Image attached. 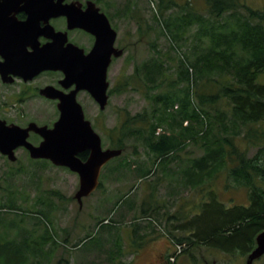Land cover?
Segmentation results:
<instances>
[{"label": "trees", "instance_id": "16d2710c", "mask_svg": "<svg viewBox=\"0 0 264 264\" xmlns=\"http://www.w3.org/2000/svg\"><path fill=\"white\" fill-rule=\"evenodd\" d=\"M160 1L161 12L179 8L180 14H171L167 21L173 39L181 40L193 25L198 26L193 37L194 58L190 66L180 59L171 68L162 57L135 66L134 75L142 76L148 84L146 97L151 107L127 116L120 127V140L111 148L125 150L128 141L134 139L156 165L164 163L167 171L172 169L169 162L184 164L177 170L179 176L170 180L171 189L184 186L196 196L187 202L192 203L190 209L180 206L175 214H165L167 233L183 246V253L207 246L248 257L264 231V142L258 146L253 143L261 136L264 140L260 128L264 124V81L259 80L264 78V10L253 8L247 0H205L204 13L189 1L186 5ZM172 70L177 71L176 78L169 75ZM247 126L250 129L243 137L249 147L240 148L235 139ZM199 141L204 153L182 158V151ZM253 145L257 150L250 156ZM150 171L142 168L141 174L147 176ZM223 172L246 189L248 205L221 199L215 185ZM152 188L157 191L158 185ZM15 206L19 205L15 202L10 207ZM142 230L145 228L136 225L137 242L142 239ZM112 232L108 230L115 236ZM33 234L20 237L21 242L0 241V264H35L51 253H45L44 246L50 242L55 245L54 237L42 240L35 231ZM115 244L111 258L123 252L121 244ZM63 260L68 263L62 259L58 264Z\"/></svg>", "mask_w": 264, "mask_h": 264}, {"label": "rangeland", "instance_id": "374dc122", "mask_svg": "<svg viewBox=\"0 0 264 264\" xmlns=\"http://www.w3.org/2000/svg\"><path fill=\"white\" fill-rule=\"evenodd\" d=\"M174 1L178 5H186L189 1L194 9L201 13L207 8L205 0ZM246 2L253 8L264 10V0ZM138 4L139 30L132 29L136 35L130 39L135 44H130L131 48L115 64L111 74L115 94L102 118L106 130L104 134L107 137L106 148H111L108 145V136L111 133L116 135L115 129L107 132L108 129L119 125L120 137L121 123L129 114L134 115L151 107V101L146 97L149 92L148 84L142 76L134 75L135 66L156 57L167 59L171 68H175L180 59L186 60L187 66H190L194 58L193 37L197 25L186 31L181 40L173 39L167 21L171 14H180L179 8L175 6L168 12H161L160 0H138ZM126 35L127 32L125 42ZM172 71L174 72L168 71L169 75L176 78L177 71ZM259 80L263 82L264 78L261 77ZM126 81L129 85L125 84ZM17 89L16 86L7 88L0 79V117L15 119L17 113L22 119H39L45 115L47 119L53 117V108L46 102L33 100L23 106L14 104L16 103L12 99L14 95L10 93ZM96 112L97 109L93 108L89 115L92 118L97 117L96 123L100 126L101 117L96 116ZM261 125L260 128L264 130V124ZM249 129L248 126L244 127L241 137L235 139L240 148L249 145L243 137ZM128 142L123 153L103 167L100 177L103 186H99L90 196L83 198L82 206L77 199L73 201L74 210L71 218L62 208L54 209V206L45 205L44 202L52 200L58 204L55 207L60 208L68 198L72 201L73 194L77 193L80 187V177L77 173L51 162H43L33 175L32 170L11 175L3 172L5 169L9 170L6 162H0V218L3 219L0 226V241L21 242L20 237L34 235V231L42 240L43 237L53 236L56 244L50 242L44 246L45 253L49 250L51 253L46 254L45 258L44 256L40 258L35 264H58L62 259L68 260V263L63 260L62 264H127L132 260V254L127 247L128 232L136 225H140L145 228L141 235L147 234L150 228L154 227L151 228L149 237L161 236L170 243L172 252L177 251L167 233L165 214L166 212L175 214L180 206H185L183 208L188 210L192 205L187 203L195 194L192 190L184 186H179L174 191L171 189L170 180L179 176L177 170H181L184 164L169 162L172 169L167 171L164 163L161 165L154 163V158L137 140L131 139ZM262 142L264 140L261 136L253 143L258 146ZM201 144L202 141L190 144L186 151H182V158L201 156L204 153ZM256 150L257 147L253 145L248 154L251 156ZM142 168L150 169L151 173L147 176L142 175ZM175 180L173 185L177 186L178 182ZM155 184L158 185L157 191L152 188ZM215 186L221 194V199L229 204L250 203L246 189L235 185L228 178V172L220 174ZM15 202L19 206L10 207ZM31 203L36 205H28ZM195 208L193 206V209ZM180 212L182 213L181 209ZM109 229L115 232V236H110ZM115 242L121 244L123 252L120 256L111 258L109 256L111 250L117 248ZM75 244L78 245L74 247ZM157 251L158 249L152 247L151 254ZM192 252L193 256L187 258L183 264H246L247 259L238 253H225L207 246H201ZM194 260L199 261L195 263ZM253 264H264V256L255 260Z\"/></svg>", "mask_w": 264, "mask_h": 264}, {"label": "water", "instance_id": "95a60500", "mask_svg": "<svg viewBox=\"0 0 264 264\" xmlns=\"http://www.w3.org/2000/svg\"><path fill=\"white\" fill-rule=\"evenodd\" d=\"M25 11L28 18L17 21V24L5 27L6 32L14 30L30 36L38 28V21L49 16L64 15L68 17L69 27H73L81 16L74 15V3L64 4L62 1L49 0H0V19L2 12ZM44 11V14L42 12ZM50 26V25H49ZM48 35L55 38V42L43 46L34 45L32 50L27 47L16 49H1L0 53L5 57L0 62V76L3 82H11L12 76H22L25 79L33 78L40 72L53 69L62 70L65 77L62 82L69 86L73 82L81 83L80 87L87 88L93 97L99 102L101 109H105L108 103L107 69L110 65L111 55L120 56L123 50L115 51L113 45L109 49L96 47L90 54L68 44L56 41L57 36L66 33L60 32L54 35L52 26L45 29ZM3 29H0V32ZM45 32V33H46ZM79 52V53H78ZM95 58L99 61V72L96 73L97 85L92 87L88 83L94 76L93 63ZM93 68V70H92ZM92 76V77H91ZM42 94L53 99H59L61 111L59 120L53 128L31 122L28 127L18 124H8L6 120H0V150L15 160L14 148L26 145L34 158H48L55 165L67 167L80 177V187L76 193V199L82 206L83 198L90 196L100 186V177L103 167L113 158L121 155V148H103L100 135L92 127L90 120L86 119L82 105L77 100V90L63 93L53 86H47ZM36 131L44 140L36 146L28 141L30 131ZM90 151L87 160L79 157V153ZM257 246L249 254L246 264H253L256 259L264 255V231L256 238Z\"/></svg>", "mask_w": 264, "mask_h": 264}, {"label": "flooded vegetation", "instance_id": "af4514ba", "mask_svg": "<svg viewBox=\"0 0 264 264\" xmlns=\"http://www.w3.org/2000/svg\"><path fill=\"white\" fill-rule=\"evenodd\" d=\"M52 2L62 1L64 4L74 3L75 13L74 15H79V18L74 22L73 27H69L68 17L64 15L49 16L47 19H41L38 21V28L30 36H25L20 32L14 30L12 32H6L5 27L13 24H17V21L23 22L28 18V14L21 11H12L11 13L6 10L2 12V18L0 19V50L1 49H16L18 47H27L28 50H32L34 45L43 46L48 43L55 42V38L48 35L45 29L52 26L54 29V35L56 33H66L58 35L57 40L59 42L63 41V44L67 46L72 44L76 46L79 50L83 51V54H90L96 47L100 46L103 49H109L112 47L115 51L123 50V54L120 56L111 55L110 65L107 69V81L109 82V87L107 89L108 103L105 109H101L99 102L93 97L91 92L87 88L80 87L82 84L73 82L71 85L66 86L62 80L65 77V73L62 70H45L40 72L38 75L34 76L32 79H25L22 76L11 75V82H3L1 76L0 79L2 83L7 88H12L16 86L18 89L12 91L10 95H14L12 99L16 101L14 104H21L22 106L30 101H43L49 104L53 110V117L47 119V116H42L39 119H22L17 113L15 119L9 117H0L7 121L8 124H18L21 127H28L31 122H36L39 125H46L49 128H53L55 123L59 120L61 111L59 109V99L49 98L42 94V90L47 86H53L63 93H70L77 90V100L82 105L86 119L90 120L94 130L100 135L102 140L103 148L106 149L105 143L107 142L106 131L103 127V115L110 105L111 99L114 97L113 81L111 80V74L115 69V64L124 56L126 52L129 51L131 45L135 42H131L130 39L134 38L136 35L132 29L136 28L139 30V4L138 0H49ZM44 14V11L42 12ZM50 25V26H49ZM126 25V26H125ZM126 27V29L124 28ZM127 32V40L125 42V34ZM46 32V33H45ZM131 44V45H130ZM79 53V52H78ZM5 57L0 53V62H4ZM99 61L95 58L92 70L94 71V76L92 80L88 83L90 86L94 87L97 85L96 73L99 72ZM92 77V76H91ZM119 90V89H117ZM97 109L96 116H100L101 125L98 126L96 121L97 117L89 115L92 109ZM7 110V109H6ZM48 111V110H46ZM20 120V121H19ZM122 124V123H121ZM119 125H116V135L111 133L108 138L109 146L114 147L119 142ZM108 129L107 132H112L114 130ZM103 130V132H102ZM44 140L43 136L32 130L29 133L28 141L36 146L40 145ZM15 154V160H11L9 155L4 154L0 150V162H6L9 170H3L4 173H22L25 170H32V175L38 171L43 162H51L48 158H34L31 156V152L26 145H19L13 150ZM90 155L89 150H85L79 153V157L83 160H87ZM54 164V163H53ZM55 165V164H54ZM57 166V165H56ZM67 168V167H66ZM70 170V169H69ZM37 194V193H36ZM76 199V193L71 198H68L62 207H55L54 201L44 202L45 205L54 206V209L65 210L69 218L73 217V201ZM41 201V200H39ZM28 205H36V203H31ZM81 206V205H80ZM6 209V208H4ZM135 228H131L128 232L127 247L132 254L131 262L127 264H183L187 258L192 257L193 253H180L174 260L171 259L172 247L170 243L161 236L149 237L150 235L143 233L142 239L137 242V235L134 233ZM38 234V231H37ZM145 234V235H144ZM141 236V235H140ZM127 239V236H125ZM158 249L157 252L151 254V249ZM264 256V255H263ZM248 258V257H247ZM199 260H194L197 263ZM247 263V259H246ZM124 264V263H122ZM199 264V263H198Z\"/></svg>", "mask_w": 264, "mask_h": 264}, {"label": "built area", "instance_id": "2783aa9c", "mask_svg": "<svg viewBox=\"0 0 264 264\" xmlns=\"http://www.w3.org/2000/svg\"><path fill=\"white\" fill-rule=\"evenodd\" d=\"M175 248H177V251L171 256V259L174 260L178 254L182 252L183 246L181 244H177L174 242Z\"/></svg>", "mask_w": 264, "mask_h": 264}]
</instances>
